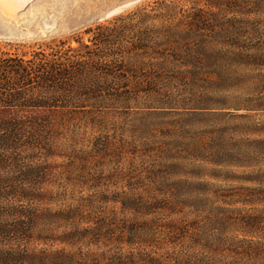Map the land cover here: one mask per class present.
Returning <instances> with one entry per match:
<instances>
[{"label": "trees", "instance_id": "trees-1", "mask_svg": "<svg viewBox=\"0 0 264 264\" xmlns=\"http://www.w3.org/2000/svg\"><path fill=\"white\" fill-rule=\"evenodd\" d=\"M190 3L154 0L76 45L0 50V264H264V138L249 136L264 120L154 141L131 123L126 168L107 127L145 101L202 108L213 89L244 87L233 109L264 111V0Z\"/></svg>", "mask_w": 264, "mask_h": 264}, {"label": "rangeland", "instance_id": "rangeland-1", "mask_svg": "<svg viewBox=\"0 0 264 264\" xmlns=\"http://www.w3.org/2000/svg\"><path fill=\"white\" fill-rule=\"evenodd\" d=\"M153 1L0 0V50L29 56L38 47L44 48L49 44H57L59 41L76 45L75 39L77 37H81L84 41H87L91 35V33L85 31L86 29L93 28L98 24L115 23L122 25L130 20H134L136 16L139 17L141 15L140 9L146 8L148 11L150 5H154ZM191 1L193 0H181L184 7L190 5ZM132 12H136L135 16H128ZM149 13L152 14V12ZM118 17L121 18L115 20ZM156 21L157 19L154 21V18L150 20L154 24ZM243 69L240 72L254 73L258 70ZM259 72H264V69ZM211 92H213L211 99H214V101L208 100L206 105H201L202 108H164L145 101L140 105L141 107L133 105L134 107L130 109L128 115L125 113L123 120L129 124L119 120V117H110L112 121L107 125L109 132L115 141H120L124 144V149L121 153L122 159L121 162L119 161L120 166L126 168L127 161L131 158L130 156H133L134 150L129 145L132 142L130 139V134L132 133H130L129 126H133L132 124H134L133 127L136 129V134L139 138L154 141L169 134L173 135L177 131L175 128L179 126L184 128L181 137L185 139H189L190 134L196 132L204 133V130H208V128L212 132L217 133V135L222 134L225 137H229L230 134L238 135L234 133L238 123L239 130L242 133L244 126L247 129L249 126L252 127L253 123L264 120V111L251 110V112H247L242 109H233V106L236 105L232 99L233 94H245L249 92L244 87L228 91L213 89ZM223 93H227L225 101H216L222 98ZM145 103H149L150 105H146ZM110 112L121 113L122 111L119 109V111L110 110ZM240 112L254 115V120L251 123H245L244 119L240 120L236 118L234 114ZM121 128L123 129L120 130ZM148 128L151 129L152 134L155 131V137L154 135H148ZM201 133H197L196 135ZM241 135L246 136V133H242ZM249 136L251 138H264L263 134L257 135L252 133ZM262 158L261 163L257 167L264 168V156ZM204 178L214 183H225V181H221L220 179ZM176 179L178 178H173V180ZM166 188L170 187H164L165 192ZM68 203L69 201L65 203L63 201H55L53 206H62ZM109 207L119 210L120 203L109 202ZM60 246L55 244L53 247L59 248Z\"/></svg>", "mask_w": 264, "mask_h": 264}]
</instances>
